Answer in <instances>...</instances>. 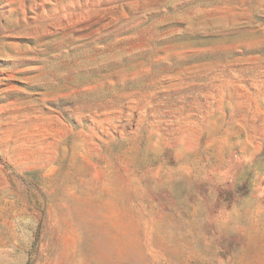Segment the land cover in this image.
<instances>
[{"label": "rangeland", "instance_id": "1", "mask_svg": "<svg viewBox=\"0 0 264 264\" xmlns=\"http://www.w3.org/2000/svg\"><path fill=\"white\" fill-rule=\"evenodd\" d=\"M0 264H264V0H0Z\"/></svg>", "mask_w": 264, "mask_h": 264}]
</instances>
